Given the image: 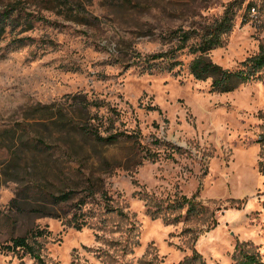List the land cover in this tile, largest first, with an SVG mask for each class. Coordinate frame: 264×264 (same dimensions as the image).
<instances>
[{"label":"rangeland","instance_id":"rangeland-1","mask_svg":"<svg viewBox=\"0 0 264 264\" xmlns=\"http://www.w3.org/2000/svg\"><path fill=\"white\" fill-rule=\"evenodd\" d=\"M5 11L0 264H178L195 253L235 264L243 242L264 259V79L217 91L190 72L193 47L228 12L233 28L210 57L234 69L258 53L264 0H0ZM169 50L173 59L150 57ZM59 109L69 124L54 119ZM83 126L138 141L103 143ZM70 189L69 201H54ZM102 192L117 211L104 209ZM145 194L195 196L210 209L154 217ZM81 197L79 229L70 219ZM35 233L44 261L7 247Z\"/></svg>","mask_w":264,"mask_h":264},{"label":"trees","instance_id":"trees-1","mask_svg":"<svg viewBox=\"0 0 264 264\" xmlns=\"http://www.w3.org/2000/svg\"><path fill=\"white\" fill-rule=\"evenodd\" d=\"M254 4H249V9L254 7ZM9 17V12H3L0 14V31H4L6 25V19ZM233 28V14L228 12L221 19L216 21L215 23L208 24L206 32L201 35L200 42L193 47L192 52L195 54L194 58L190 63V72L197 79H211V85L214 90L217 91H231L236 89L239 85L247 82H251L254 80H262L264 79V47H261L260 51L254 55H251L244 59L237 68H226L221 64L213 61L210 57L209 52L211 49L224 45L225 43V34L228 33ZM189 38L188 32H184L181 34V46H186V41ZM172 51H159L151 54V58L153 59H173L174 54ZM53 105H45L39 109L50 110ZM58 115L54 119H58L62 124H69L71 122V118L68 116L69 114L64 113L62 109L58 110ZM19 125L24 126V129H28L30 127L31 122L28 123H19ZM16 131V129H14ZM83 130L86 134L92 135L97 140L103 143H114L121 139H132L136 138L135 141H138L137 136L138 133H130V132H113L110 134H102L99 129L93 130L89 127H84ZM129 133V134H128ZM36 140V144L40 147L44 148H53L54 146L47 144V142L42 138H34ZM30 142V141H29ZM162 143L168 144L166 148H172L173 144L170 142L161 141ZM173 149V148H172ZM151 152V151H150ZM170 153H168L169 155ZM160 156V151H152L149 154V158L155 159ZM88 188H90L91 193H95L96 190L92 187L94 186V178L91 174L88 176ZM75 193L74 189H70L69 191L62 192L60 194H54L53 199L57 203H63L70 200L72 195ZM105 198L104 209L107 212H115L118 210L113 204L112 200L107 199V192H102ZM110 198V196H109ZM145 198L147 199V204H149L151 208V213L154 217L163 216L167 219H174L172 214H175L178 210L185 209L184 213H180L179 215L190 217L196 216H204L207 211H209L210 206L203 202L202 200L197 199L195 196L188 197L187 195H181L174 200L172 199H158L153 196H149L145 194ZM88 202L87 198H80L75 206L77 210H75L70 221L79 229L83 228L88 220L86 218L87 211H84V206ZM171 213V214H170ZM52 215H59L53 214ZM178 215V217H180ZM81 217V218H80ZM175 217V216H174ZM176 217V218H178ZM37 233L32 235V239L26 235L18 236L13 238V246H7L12 250L21 249L24 253L30 254L32 257L36 258L38 261H44L41 256V250L37 246L38 240H36ZM247 243H238L236 246L235 253L233 255L235 264H264V259L260 256V253L253 250L254 248H247ZM178 264H207L206 260L203 258L201 254L195 253L191 257H185Z\"/></svg>","mask_w":264,"mask_h":264},{"label":"built area","instance_id":"built-area-1","mask_svg":"<svg viewBox=\"0 0 264 264\" xmlns=\"http://www.w3.org/2000/svg\"><path fill=\"white\" fill-rule=\"evenodd\" d=\"M254 9H255V7H254Z\"/></svg>","mask_w":264,"mask_h":264}]
</instances>
